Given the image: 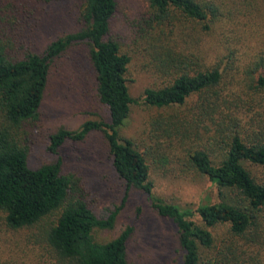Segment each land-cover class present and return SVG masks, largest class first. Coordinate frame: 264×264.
<instances>
[{
  "label": "trees",
  "instance_id": "trees-1",
  "mask_svg": "<svg viewBox=\"0 0 264 264\" xmlns=\"http://www.w3.org/2000/svg\"><path fill=\"white\" fill-rule=\"evenodd\" d=\"M149 2L144 30L149 36L160 29L150 50L163 82L144 90V103L156 112L143 147L120 133L136 99L127 76L132 58L110 36L117 0H82L79 28L42 52L25 46L18 21L0 7V229L6 230L0 264H133L134 226L109 241L97 240L95 231L114 228L120 208L100 218L83 177L63 169L61 146L84 141L94 131L104 134L127 195L140 190L160 216L174 223L183 250L178 264H249L250 250L264 245V179L253 169L264 166V125L248 118L252 107L264 106V0ZM203 34L211 42L205 52L193 46ZM216 34L220 45L214 46ZM176 36L187 38V47L174 48L170 41ZM80 44L87 46L95 96L109 118L87 119L76 129L60 127L50 134L48 146L58 158L34 167L32 130L41 118L51 66ZM239 61L244 78L237 82L231 63ZM193 96L197 99L189 104ZM161 156L178 174L206 176L218 188L219 200L192 209L159 196L151 176ZM224 225L228 228L219 236L216 230Z\"/></svg>",
  "mask_w": 264,
  "mask_h": 264
},
{
  "label": "rangeland",
  "instance_id": "rangeland-1",
  "mask_svg": "<svg viewBox=\"0 0 264 264\" xmlns=\"http://www.w3.org/2000/svg\"><path fill=\"white\" fill-rule=\"evenodd\" d=\"M81 4L82 0H0V7L18 21L16 27L21 32L18 36L25 46L36 52L44 51L57 37L79 28L78 10ZM117 4L110 36L119 41L123 51L132 58L127 76L131 95L136 99L120 133L143 147L149 143L145 131L147 123L156 112V109L144 103V90L163 82L150 50V41L160 29L152 30L149 36L145 35V19L150 16L149 0H117ZM217 36L211 37L214 46L220 45L214 40ZM202 38L199 44L193 46H198L204 52L207 48L211 50L209 35L203 34ZM185 39L176 36L170 43L174 48L182 49L188 45ZM248 42L257 50L262 48L255 41ZM217 53L220 54L216 59H221L223 50ZM243 64V61L235 62V65L231 63L237 82L244 78ZM94 82L87 46L84 44L74 45L53 62L41 118L32 130L30 163L34 167L40 166L56 161L60 155L64 161V171H77L83 177L93 209L100 218H106L120 208L114 228L95 231L97 240L109 241L132 225L134 230L129 241V256L133 264H178L183 250L174 223L160 216L140 190H132L127 195L126 184L114 169L102 132L94 131L81 142L65 143L59 155L48 150L50 134L60 127L76 129L87 119L109 118L107 108L95 96ZM243 97L249 105L253 104L251 96ZM255 98L257 102L260 101ZM196 99V96L190 97L188 103L192 104ZM252 108L248 118H255L264 125V106ZM152 168L151 177L156 193L168 202L193 209L203 202L219 200L218 188L206 176L195 172L178 174L173 164L163 156ZM253 169L256 175L264 179V166H253ZM227 228L226 225L219 226L216 233L221 236ZM5 232L4 228L0 229V240L4 239ZM250 253L254 259L248 257L249 264L264 263V245L260 249L250 250Z\"/></svg>",
  "mask_w": 264,
  "mask_h": 264
}]
</instances>
